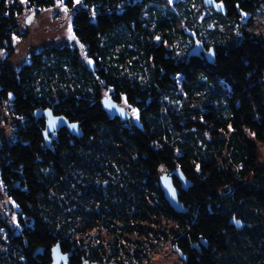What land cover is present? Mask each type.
<instances>
[{"label": "trees", "instance_id": "16d2710c", "mask_svg": "<svg viewBox=\"0 0 264 264\" xmlns=\"http://www.w3.org/2000/svg\"><path fill=\"white\" fill-rule=\"evenodd\" d=\"M23 1L0 0V51H11L22 8L61 2ZM263 1L237 3L251 11ZM63 5L73 10L81 51L49 47L18 67L0 64V113L12 120L10 137L0 136V182L16 213L14 228L0 219V264H49L56 244L71 251L68 264H143L197 223L198 205L181 193L188 211L177 214L157 186L161 173L175 170L192 187L218 192L214 209L245 224L225 232L211 264H264L260 146L232 128L228 88L185 63L189 30L235 49L242 40L236 21L202 14L199 0ZM104 97L137 111V124L110 117ZM43 109L75 124L77 135L63 129L53 141L44 137V120L33 116Z\"/></svg>", "mask_w": 264, "mask_h": 264}, {"label": "rangeland", "instance_id": "374dc122", "mask_svg": "<svg viewBox=\"0 0 264 264\" xmlns=\"http://www.w3.org/2000/svg\"><path fill=\"white\" fill-rule=\"evenodd\" d=\"M20 2L24 6V1L20 0ZM163 2L172 7L174 3L178 4L181 0H163ZM72 15L73 10L68 9L59 1L40 10L22 8V14L17 18L18 34L13 38L11 51H0V64L18 67L27 63L32 53L49 47L67 45L81 51L76 40L71 38L73 36ZM246 17L243 15L235 24L240 26L241 30H235L234 34L242 39L237 48L225 50L210 44L216 47L214 64H208L204 58L197 57H191L188 64L195 72H204L210 79L219 80L228 88L236 108L232 128L239 133L247 130L250 138L259 144L261 164L264 166V50L260 44L253 42L254 39L250 35V32L255 36L264 35V6L263 13L255 14L252 25L246 27L247 32L242 29ZM69 28H71V34ZM187 46L188 41H185L184 53L188 50ZM119 106L129 116L128 122L137 124V111L124 103ZM11 122L8 113L5 110L1 111L0 136L10 137ZM217 196L218 192L210 193L203 187H189L186 192H182V197L187 203L198 205L197 223L190 227L187 235L178 237L174 245L166 244L161 247L143 264H185L176 250L189 254L186 264H211V255L221 252L224 248L223 235L234 229L229 225L232 215L222 214L214 209L212 202ZM0 219L6 226L15 227V206L4 193L1 182ZM5 225L0 226L1 239L4 238L6 232ZM201 240L207 243L206 248L200 244ZM191 243L200 245L201 252L191 251L189 249ZM0 247H2L1 243Z\"/></svg>", "mask_w": 264, "mask_h": 264}, {"label": "water", "instance_id": "95a60500", "mask_svg": "<svg viewBox=\"0 0 264 264\" xmlns=\"http://www.w3.org/2000/svg\"><path fill=\"white\" fill-rule=\"evenodd\" d=\"M204 7L213 8L219 15H226V9L224 6L216 2L215 0H201ZM192 46L187 50L185 54V63H188L191 57H197L203 59L208 64H214L215 62V50L214 45H206L201 40H199L195 34H191ZM212 53L210 55L209 53ZM101 106L103 110L110 117H119L122 121H128L129 116L125 113V110L119 105L112 103L107 97L102 98ZM33 116L38 119H43L45 123V129L43 131V136L48 137L49 134L54 136V132L60 130H66L74 135H77L78 130L76 125L70 123L67 119L62 116L54 115L49 109H43L35 111ZM178 186L175 185V182ZM157 186L162 193L163 199L168 204V207L177 214H184L188 211V206L185 204L181 197L182 192H186L189 187H192V183L187 181L183 174L178 171H172L169 173H161L157 180ZM229 225L233 226L234 229L240 230L245 226V224L237 219L236 216H232L229 219ZM38 252V251H37ZM40 252V250H39ZM179 258L183 263L186 262L187 255L179 250H176ZM72 256L71 251L63 253L59 245H54L50 250V263L49 264H68V259ZM81 264H103L97 261H83Z\"/></svg>", "mask_w": 264, "mask_h": 264}, {"label": "flooded vegetation", "instance_id": "af4514ba", "mask_svg": "<svg viewBox=\"0 0 264 264\" xmlns=\"http://www.w3.org/2000/svg\"><path fill=\"white\" fill-rule=\"evenodd\" d=\"M216 2H219V3H221L223 6H224V8L226 9V12H227V14H228V5L229 4H232V8H231V14H230V16H226V15H219L213 8H211V7H204L203 6V4H202V2H201V0H199V2H200V6H199V10L201 11V12H204V13H206V14H209V15H219V16H223V17H226V19H228V20H235L236 22H238V20L240 19V17H242L243 15H246L247 17H246V21L245 22H243L244 24L242 25V29H243V31H245V32H247L248 31V29L246 28V27H250L251 25H252V23H253V21H254V16H255V14H262L263 13V6H264V1L262 2V3H260L259 5H257L255 8H253L251 11H243L242 9H240L239 8V4L237 3V0H227L226 2L224 1V0H215ZM240 27V26H239ZM240 30H241V28H240ZM191 34H195V33H193V31H191V30H189L188 32H187V37L189 38V39H187V41L189 42V45H188V49L192 46V38H191ZM196 35V34H195ZM250 35H251V37L254 39V41L253 42H255V43H257V44H260V46L262 47V49L264 50V35H260V34H258V35H256L255 36V34L254 33H252V32H250ZM196 37L199 39V40H201L204 44H206V45H210V44H207L204 40H202L198 35H196ZM186 54V53H185ZM61 131V130H60ZM60 131H58V132H54V136H52V141L54 140V137H55V135L57 134V133H59ZM50 135V134H49ZM200 244L204 247V248H206L207 247V243L204 241V240H201L200 241ZM189 249L191 250V251H197L198 253H200L201 252V250H200V245H198V244H195V243H191L190 245H189ZM186 255H187V257H186V262H185V264L188 262V260H189V254H187L186 253Z\"/></svg>", "mask_w": 264, "mask_h": 264}, {"label": "snow or ice", "instance_id": "6c2138e0", "mask_svg": "<svg viewBox=\"0 0 264 264\" xmlns=\"http://www.w3.org/2000/svg\"><path fill=\"white\" fill-rule=\"evenodd\" d=\"M81 2V0H76V4H79ZM61 4H63V0H61ZM65 11H67V9H64ZM69 33L71 34V28H69ZM72 39H75L74 36L71 37ZM210 55H212V53H209ZM135 111V110H134Z\"/></svg>", "mask_w": 264, "mask_h": 264}]
</instances>
